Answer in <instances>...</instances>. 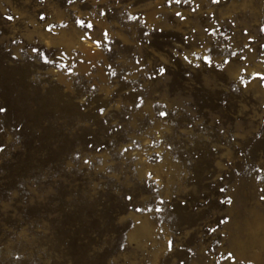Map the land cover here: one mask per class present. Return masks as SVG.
Wrapping results in <instances>:
<instances>
[{
  "label": "rangeland",
  "instance_id": "374dc122",
  "mask_svg": "<svg viewBox=\"0 0 264 264\" xmlns=\"http://www.w3.org/2000/svg\"><path fill=\"white\" fill-rule=\"evenodd\" d=\"M261 28L264 0H0V264H264Z\"/></svg>",
  "mask_w": 264,
  "mask_h": 264
},
{
  "label": "snow or ice",
  "instance_id": "6c2138e0",
  "mask_svg": "<svg viewBox=\"0 0 264 264\" xmlns=\"http://www.w3.org/2000/svg\"><path fill=\"white\" fill-rule=\"evenodd\" d=\"M177 2H179V0H177ZM218 2V0H213V3ZM177 15H179V13H177ZM8 19H12V17H8ZM41 19H43V17H41ZM78 24L82 23L81 21H77ZM92 25H88V27H91ZM261 31L264 32V28H261ZM35 51V49H34ZM41 56H44L43 53H41ZM47 58L45 57V63H47ZM225 63H227V61H225ZM164 69L161 68L160 72L163 73ZM6 109L4 107H0V113L5 112ZM100 112L103 113V109H100ZM161 115H164L163 113H161ZM129 200H131V196L127 197ZM261 199H264V196L261 197ZM169 250H171V242H169ZM229 256L231 257V253H229Z\"/></svg>",
  "mask_w": 264,
  "mask_h": 264
}]
</instances>
